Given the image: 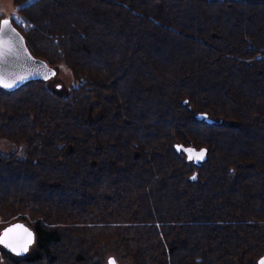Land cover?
Wrapping results in <instances>:
<instances>
[{"label": "trees", "instance_id": "obj_1", "mask_svg": "<svg viewBox=\"0 0 264 264\" xmlns=\"http://www.w3.org/2000/svg\"><path fill=\"white\" fill-rule=\"evenodd\" d=\"M17 14L30 54L75 86L0 88V139L23 148L0 154V222L35 233L27 257L0 248L3 264H103L106 247L131 264H257L264 0H34Z\"/></svg>", "mask_w": 264, "mask_h": 264}, {"label": "water", "instance_id": "obj_2", "mask_svg": "<svg viewBox=\"0 0 264 264\" xmlns=\"http://www.w3.org/2000/svg\"><path fill=\"white\" fill-rule=\"evenodd\" d=\"M8 20L10 23V31H8L5 35V40L9 42L12 47L13 54L5 57V62L0 63V76H3L5 81L13 83V87H3L0 88L4 91L11 92L15 89L21 87L22 85L30 82V81H50L56 77V71L49 67L44 61L33 57L27 49L23 36L19 33L17 29L12 25L9 19H3L0 22V26H2L3 21ZM51 73H55L52 75ZM47 76V78H45ZM23 77V79H21ZM198 120H204L206 123H211V120L208 118L206 114H198L196 116ZM192 149L195 153H200L202 150L204 151V155L201 159L197 160L195 158H189V155L186 150ZM175 150L179 153L182 152L188 162H193L196 165L203 163L206 159V150L199 149L196 150L193 147H184L181 145L175 146ZM195 177V175H193ZM17 225L22 226V229L27 230L32 234V242L29 244L26 252H23L20 255H17L15 252L11 251L4 244H0V247L3 248L6 252L11 255L22 258L29 252V249L35 243V233L32 229L26 226L22 222L12 223L2 229L0 232V236L10 229L15 228ZM25 232L21 229H17L16 232L10 233V239H13L16 242L22 241L25 238ZM264 260V255L260 257L257 261V264H260V261Z\"/></svg>", "mask_w": 264, "mask_h": 264}, {"label": "rangeland", "instance_id": "obj_3", "mask_svg": "<svg viewBox=\"0 0 264 264\" xmlns=\"http://www.w3.org/2000/svg\"><path fill=\"white\" fill-rule=\"evenodd\" d=\"M23 4L22 6H17L14 3V0H0V17L4 19L14 20L16 23L20 22V17L17 14V10L21 7L26 6L30 2ZM58 85L63 88L69 89L75 86V83L69 72L66 71H57L56 77L54 78ZM0 154L2 156L12 157V158H21L23 156V148L13 145L9 142H6L0 139ZM5 227L3 223L0 222V232ZM1 248V247H0ZM33 248V247H32ZM117 255V256H116ZM120 252L112 249L111 247H106L100 250L98 261H102L103 264H107L109 258H113L115 264H131L129 260L119 256ZM0 264H3V260L0 258Z\"/></svg>", "mask_w": 264, "mask_h": 264}, {"label": "snow or ice", "instance_id": "obj_4", "mask_svg": "<svg viewBox=\"0 0 264 264\" xmlns=\"http://www.w3.org/2000/svg\"><path fill=\"white\" fill-rule=\"evenodd\" d=\"M10 23L8 20H4L2 26H0V63L5 62V57L10 56L13 54L12 47L10 46L9 42L5 40V35L8 31H10ZM54 75L55 73H51ZM47 78V76L45 77ZM23 79V77L21 78ZM0 86L3 87H13L14 84L5 81L3 76H0ZM189 158H195L197 160L201 159L204 155V151L202 150L200 153H195L194 150L188 149L186 150ZM195 179V177H193ZM17 229H21L25 232V238L22 241L16 242L13 239H10V233H14ZM32 242V234L27 232V230L22 229V226L17 225L15 228H10L6 230L2 236H0V244H4L8 247L11 251L15 252L17 255L26 252L28 249L29 244ZM109 264H115L114 260L109 261ZM260 264H264V260L260 261Z\"/></svg>", "mask_w": 264, "mask_h": 264}, {"label": "flooded vegetation", "instance_id": "obj_5", "mask_svg": "<svg viewBox=\"0 0 264 264\" xmlns=\"http://www.w3.org/2000/svg\"><path fill=\"white\" fill-rule=\"evenodd\" d=\"M31 229V228H30ZM33 247V246H32ZM30 248L29 249V252L27 253V255H25L24 257H27L28 255H30V254H32V252H33V248ZM15 257V256H14ZM24 257H22V258H24ZM16 258H18V257H16ZM20 259V258H19ZM110 259L111 260H113V258H109L108 260H107V264H109V261H110Z\"/></svg>", "mask_w": 264, "mask_h": 264}]
</instances>
